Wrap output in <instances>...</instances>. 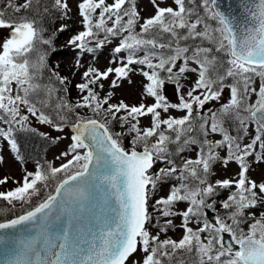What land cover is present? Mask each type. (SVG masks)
<instances>
[{
    "label": "snow or ice",
    "instance_id": "1",
    "mask_svg": "<svg viewBox=\"0 0 264 264\" xmlns=\"http://www.w3.org/2000/svg\"><path fill=\"white\" fill-rule=\"evenodd\" d=\"M151 2L155 12L141 23L136 0H80L84 30L69 44L93 53L118 38L113 53L125 55L114 56L110 64L116 66L103 71L88 66L83 82L74 86L79 98L73 102L68 78L50 68L48 53L37 49V43L51 44L38 26L49 6L42 0H3L0 28L10 32L0 41V122L7 126L0 128V137L22 159L13 133L34 131L29 127L33 117L57 131L69 128L71 143L61 153L65 162L38 161L16 187L0 191V199L13 207L15 202L29 205L0 221V264H127L137 251L142 257L133 264H264V210L252 211L264 206V181L248 176V157L264 162V0H240L242 20L223 10L220 0ZM51 7L65 15L69 10L67 0H51ZM130 73L144 78L142 101L147 97L151 103H111V91L100 95L102 80L114 76L111 87L116 88ZM189 74L195 79L187 80ZM166 84L178 102L164 94ZM225 88L227 101L202 112L208 102L222 99ZM113 121L122 131H112ZM228 121L235 135L225 126ZM253 126L250 142L243 144ZM212 134L221 139H209ZM193 147L195 157L185 158ZM217 149H226V155ZM218 161L225 167L237 163L236 178L209 182ZM8 180L0 178V185ZM165 184L167 194L152 204L164 222L157 220L159 232L152 234L147 225L156 218L149 201ZM233 186L219 202L221 215L216 201L209 200L217 188ZM45 189L50 190L33 205V197ZM181 202L186 209L175 211ZM205 209L216 213L214 222ZM177 215L181 238L160 239Z\"/></svg>",
    "mask_w": 264,
    "mask_h": 264
},
{
    "label": "rangeland",
    "instance_id": "2",
    "mask_svg": "<svg viewBox=\"0 0 264 264\" xmlns=\"http://www.w3.org/2000/svg\"><path fill=\"white\" fill-rule=\"evenodd\" d=\"M16 2L19 4L22 2V0H16ZM80 0H67L69 10L67 11V15L64 14L62 10H57V17H56V29H57V35L53 38V44L55 46V49L52 53L51 61L55 64L57 69L60 71L61 76L68 78V98H70L71 101L75 102L79 98V91L74 86L78 83L83 82L82 81V73L86 70L88 66H92L95 68L100 69L101 71L105 70L107 67H115L116 64H110V61L113 59L114 56L122 57L125 55L124 52H121L120 54H114L113 48L119 43L118 38L111 39L110 43H105V45L97 49L93 53L89 52H81L80 49L76 48L74 45L69 44V40L72 38V36L78 34L80 31H83V24H82V17L79 15L78 10V3ZM108 3H111L112 0H107ZM159 2V0H158ZM169 3H171V0H168ZM136 6L137 10L140 13L141 16V23L143 22V18H148L152 16L155 12V8L151 2V0H136ZM164 6V5H161ZM65 26L63 31H59L61 26ZM110 26V22H109ZM137 31H139V27L137 26ZM8 28H0V41L5 39L7 37ZM101 38L103 36L101 35ZM91 46H95V40L92 41ZM50 51V50H49ZM77 60H79L80 67H76ZM133 67L139 68L140 66L134 65ZM114 78V76H110L108 80H102L101 83H103L104 88L103 90L98 89L100 91V95L104 96L109 91L113 93L111 103H118L120 100H123L125 103L129 105H138L141 102L151 103V98H143L142 101V83L144 82V78L140 76L138 73H130L129 79L131 80V83H129V79H125L120 81V86L116 88L111 87V80ZM195 77L191 74L187 76V80H193ZM182 83H185V88L188 87V84L185 80L182 79ZM254 86L259 88L260 86V78H255V84ZM164 94L168 97L170 102L176 103L178 102L177 96L174 94V89L171 84H166L164 89ZM229 97V90L225 88L223 92L222 99L219 101H210L205 106V109L202 110V112H207L208 109L216 110L219 108V106L226 102ZM256 99L255 95L251 96L250 100L254 101ZM78 111H81L82 113H86L88 110L86 109H80ZM172 115L175 116H181L183 115L182 112H178L176 110H171ZM30 123H33L38 128H40L45 134H47L48 137H50L53 141V143L47 148L45 159L47 162L52 163L53 166H59L61 163L65 162V158L61 157V153L68 150V145L71 143L70 135L71 131L69 128H65L63 131H57L51 126L47 124H41L38 123L37 120L33 117H30ZM142 124L146 125L148 123L147 119H143L141 121ZM115 126H117L116 131H122L120 128L119 123L115 121ZM226 127L231 126L232 134L235 135V125L231 123V121L226 122ZM0 128L7 129V126L0 122ZM254 132V126L249 128V136H246L242 143L246 144L250 142V136ZM59 137V139H57ZM211 140H219L221 139V136L219 134H212L208 137ZM194 148V147H193ZM193 148L191 150H193ZM219 151L220 156L223 157L226 155V149H217ZM257 151H259V146H257ZM17 153L12 151V149L9 146V143L6 139L3 137H0V157H2V162H0V178H3L5 176L9 177V180L6 184L0 185V191H8L13 189L17 186L15 181H21L23 175L25 174V171H34L36 163L25 161L22 159L17 158ZM57 157H60V159H57ZM185 158L193 157V153H189L187 151V155H184ZM70 158V157H68ZM248 163H249V172L248 176L257 181L261 182L264 181V162H256L254 156L248 157ZM161 165L159 164L158 167ZM239 172V166L235 162H230L226 167L221 162H216L212 166L211 174L208 177L209 182L214 183L216 180H222V179H234L237 176V173ZM234 186L231 189H223V188H217L216 194L209 200L211 202L212 200L216 201V208L218 209V212L223 215V210L219 208V202L226 199L227 196L230 194L231 191H234ZM168 192V185H162L158 188L156 193L153 195L154 198L152 199V202H155L156 199L160 198L161 196H165ZM187 204L186 203H177L175 205L174 210L175 211H182L186 209ZM264 210V206H262L259 210L258 209H252L253 212H256L257 215H259V211ZM156 221L153 223L147 225L148 230L152 234H156L159 232V228L154 226L157 223V220L160 224H163V219L159 217V214L156 213ZM170 219L173 220L174 227L169 228L166 233L160 232V239L165 238H171V239H179L182 236V229L180 227L182 220L179 215L175 217H170ZM190 226L195 228L197 227V224L195 220H193L190 223ZM247 230V224L241 225ZM142 257V253L140 251H137L132 257H130L127 264H133V261L140 260Z\"/></svg>",
    "mask_w": 264,
    "mask_h": 264
},
{
    "label": "trees",
    "instance_id": "3",
    "mask_svg": "<svg viewBox=\"0 0 264 264\" xmlns=\"http://www.w3.org/2000/svg\"><path fill=\"white\" fill-rule=\"evenodd\" d=\"M2 3L3 0H0V6H2ZM42 4H47L49 6V12L47 14H42L38 26L43 28V32H42L43 38L50 39L51 44L41 45L40 43H37V49L46 51L48 53L47 63L49 67L54 69L61 75L60 71L57 69L55 64L50 59L52 58V53L55 50V46L53 44V38L56 37L57 35L56 9L51 7V0H42ZM28 15L32 16L33 13H28ZM114 123L115 121L112 122L111 128L112 131L117 132L115 130L117 129V126H115ZM29 127L31 129H34V131H23L17 129L13 133V136L18 145L19 156L22 157V160L25 161L28 160L33 163H37L38 161L40 163L47 162L45 159L46 150L53 143L54 140L48 137L47 134H45L40 128H38L33 123H30ZM123 143L124 146L127 147L129 143V139L125 137ZM153 171H155V167L153 168ZM49 190L50 189H45L42 191L40 196L33 197L32 204L34 205L36 202H38V200L41 199L43 195H45L46 192ZM28 207L29 205L25 204L22 208L19 202H15V207H13L12 205H9L6 201L0 199V221L4 219H10L15 215H20Z\"/></svg>",
    "mask_w": 264,
    "mask_h": 264
},
{
    "label": "water",
    "instance_id": "4",
    "mask_svg": "<svg viewBox=\"0 0 264 264\" xmlns=\"http://www.w3.org/2000/svg\"><path fill=\"white\" fill-rule=\"evenodd\" d=\"M220 7L225 11H231V13L235 15L239 20H242L245 15L243 9L240 6V0H220ZM224 237L225 242L227 243L230 240V236L225 233ZM234 250H238V246H234Z\"/></svg>",
    "mask_w": 264,
    "mask_h": 264
},
{
    "label": "flooded vegetation",
    "instance_id": "5",
    "mask_svg": "<svg viewBox=\"0 0 264 264\" xmlns=\"http://www.w3.org/2000/svg\"><path fill=\"white\" fill-rule=\"evenodd\" d=\"M155 216H156V214H155Z\"/></svg>",
    "mask_w": 264,
    "mask_h": 264
}]
</instances>
